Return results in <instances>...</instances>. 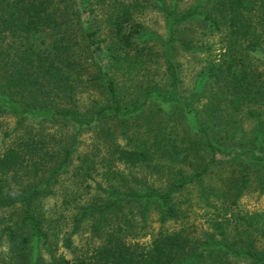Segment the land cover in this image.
<instances>
[{
  "label": "trees",
  "instance_id": "1",
  "mask_svg": "<svg viewBox=\"0 0 264 264\" xmlns=\"http://www.w3.org/2000/svg\"><path fill=\"white\" fill-rule=\"evenodd\" d=\"M147 7L164 16L165 38L141 29L136 16ZM98 12L102 28L93 25ZM191 19L219 34L220 46L198 72L190 97L196 99L210 85L213 110H224L229 118L244 110L256 122L252 132L257 137L264 123V64L255 62L253 54L264 51V0H196L181 12L166 0H0V114L12 115L19 129L0 148V207L21 206L19 220L3 228L15 253L13 264H227L229 255L247 264H264V249L255 247L264 235V209L233 211L225 205L208 215L201 235L178 225L159 227L146 240L141 238L145 233L140 234L144 224L134 220L135 208L142 221L153 209L161 222L182 220L187 208L177 195L190 185H196L202 197L218 191L231 207L248 185L255 162L264 178L262 144L235 139L228 124L222 128L217 120L207 122L197 105L177 95L172 47L178 25ZM189 41L179 43L188 47ZM157 45L164 59V85L155 90L146 84L138 96L124 98L114 74L147 67ZM83 59L96 64L104 91V101L90 111L81 110L74 98ZM146 101L167 113L179 109L187 125L180 140L190 133L194 140L180 146L174 138L130 131L129 120ZM29 119L49 122L55 130L34 131L24 125ZM102 124L108 139L104 154L98 159L80 156L73 174L83 180L102 173L106 186L90 202L74 206L71 228L61 236L62 245L73 250L71 235L89 225L96 241L67 257L51 249L61 227L44 215L40 200L54 193L80 133ZM111 125L119 127L123 143L115 140ZM218 153L236 154L230 157L238 163V175L228 195L206 181L220 159ZM118 164L168 178L161 187L139 184L135 178L131 184L114 168ZM42 248L47 259L40 254Z\"/></svg>",
  "mask_w": 264,
  "mask_h": 264
},
{
  "label": "rangeland",
  "instance_id": "2",
  "mask_svg": "<svg viewBox=\"0 0 264 264\" xmlns=\"http://www.w3.org/2000/svg\"><path fill=\"white\" fill-rule=\"evenodd\" d=\"M196 0H166L170 5L174 4L176 11L181 12L189 8ZM137 20L141 22V29L165 38L166 26L165 19L161 12L152 7H147L136 16ZM93 25L103 26L102 17L100 13L94 19ZM99 33V30H98ZM190 39L188 47L180 45L181 40ZM220 46L219 34L209 31L204 23L196 19L182 21L176 31L175 40L172 47L171 58L176 66L178 74V83L176 85V92L181 99H190L193 105H197L200 109V114L204 116L207 122L217 120L222 128L225 124L229 125L231 131L234 132L235 139H241L245 142H250L253 145L259 142L264 146V123L261 121L263 131L258 132V136L254 137L252 132L255 126V121L246 116L244 110L237 115L229 118L225 115L224 110H213L210 98L211 86L207 85L203 91L198 92L196 99L190 97L194 92L197 74L206 67L208 60L217 56V51ZM264 47V43H263ZM157 54L149 60L147 67L139 70H133L131 73L114 74L115 84L118 91L124 98H133L138 96L143 89V86L150 84L156 90L164 85L165 67L163 57L160 53V45H157ZM84 55V54H83ZM255 62L264 64V51H256L253 54ZM78 68L80 75L76 80L75 101L81 110L90 111L98 103L104 101L103 86L100 79L97 77L98 71L96 64L92 60L83 59ZM114 73V72H113ZM216 86L212 87V90ZM217 94V92H214ZM141 100V98L139 99ZM264 118V116L262 117ZM228 119V120H226ZM232 119V120H231ZM32 130H55L49 126V122L27 120L24 124ZM115 133V140L123 143L125 138L119 134V127L111 125ZM185 118L179 109L173 110L171 113L165 112L163 109H156L151 101H146L138 114L133 115L129 120V130H136L138 133L147 135L149 137L157 138H171L180 146H188L196 136L180 140L185 133L186 127ZM25 128V127H24ZM105 129L104 124L91 126L84 129L79 136L78 144L73 153L71 164L66 172H64L59 181L54 186V193L48 197L40 200V207L46 217H51L61 227L59 237L55 243H51V249L55 252H61L64 256H71L76 252L85 250L90 243L95 242L96 238L92 235L89 225L86 228L80 229L77 233L71 235V242L76 245L73 250L67 249L62 245V234H68L71 228V215L75 210V205L90 202L93 196L102 194L106 181L102 173L93 174L90 179H79L73 174V168L77 164L79 157L82 155H89L91 157L100 158L105 152L106 139L102 134ZM15 124V118L7 113L0 114V148L10 143L14 134L18 132ZM130 134V132H129ZM185 136V135H184ZM255 138V139H254ZM254 140V141H251ZM236 155L235 153H233ZM232 154V155H233ZM230 155V156H232ZM220 157L217 163L214 164L212 170L206 177L207 183L216 186L219 190H227L233 192V183L238 175V163L234 162V158L230 156ZM97 158V159H98ZM117 171L126 176V181L133 184L135 178L139 184H145L152 187H161L166 182L167 175H160L158 172L149 173L141 167H130L124 164H118L114 167ZM189 167L186 166V169ZM101 171V168L98 169ZM262 166L257 162L249 170L248 185L242 189L241 194L237 196L236 202L230 207L228 200L217 195L218 191L210 190L205 197L198 193L196 185H190L183 189L177 197L183 200L182 206H186L187 213L182 220H166L161 222L158 218L156 210H152L145 215L144 221L139 217L135 208L134 220L140 224H144V229L140 230L143 240H146L152 231L159 227H175L178 225H186L194 230L196 235H201L202 231L207 225L206 218L214 212H221L223 208H231L240 211H252L264 209V178L261 177ZM121 181L119 180V183ZM229 189V190H228ZM69 199V203H63V199ZM216 209V211L214 210ZM218 209V211H217ZM141 215V214H140ZM21 216V206L16 204L14 206L0 207V264H13L15 257L13 250H10V243L7 239L6 231L3 229L6 226L13 225L19 220ZM64 224H66L64 226ZM56 245V247H53ZM255 247L259 250L264 249V235L259 236L256 240ZM40 254L44 259L49 257L47 251L42 248ZM227 264H247V261L239 257L229 255ZM217 262H220L217 259Z\"/></svg>",
  "mask_w": 264,
  "mask_h": 264
}]
</instances>
